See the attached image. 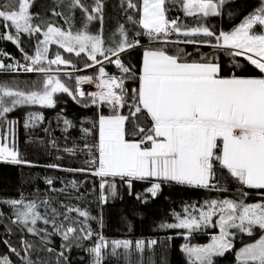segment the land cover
I'll return each instance as SVG.
<instances>
[{"label": "snow or ice", "instance_id": "obj_1", "mask_svg": "<svg viewBox=\"0 0 264 264\" xmlns=\"http://www.w3.org/2000/svg\"><path fill=\"white\" fill-rule=\"evenodd\" d=\"M165 2L166 0H142V8L138 9L136 3L128 0V7L138 9L140 13L138 21L131 16L128 19L133 24H138L150 41L159 40L161 36L167 38L170 32L184 36L203 34L205 37H214L215 44L210 40L184 42L206 44L222 49L230 56L244 57L261 75L222 76L220 64L212 60L202 58L201 61L187 62L179 56L169 55L163 48L146 49L139 75L133 77L139 81L138 88L132 89V103L129 107L133 110L129 116H125L119 109L127 103L128 90L124 80L125 74L130 73L131 69L122 63L120 56L126 50L136 47L139 40H130L123 25L118 29L121 38L108 42L110 46H106L101 35L89 33L88 24L102 11L100 0H94L95 6L90 12L81 5L80 0H69L71 10L79 7L85 14L83 27L76 31L71 30L68 17H65V22L69 23L67 31L51 23L46 28L34 25V17L29 12L31 0H7L6 3H0V22L6 29H14L15 35L9 31L3 38L18 47L22 33L30 36L42 34L43 39L38 40L34 55L24 53L26 63L21 64L14 59L7 65L0 62V70L40 73L44 79L39 86L33 81L28 89L0 83V121L7 125L0 136V161L35 166L21 158L14 140L8 143L9 137L15 136L16 122L8 121L7 114L24 105L55 107L54 94L64 93L73 99L87 97L91 105H107L111 111L109 115L102 112L98 115L97 142L94 145H84L91 157L86 163L93 165L91 174L100 178L101 202L108 199L106 191L113 197L117 195V186L114 180L109 179L117 177L130 190L134 181H154L145 190L153 198L165 183L215 188L216 185L211 181L215 176L214 164L217 162L242 185L264 190V0L260 7L246 15L231 31L220 30L219 33L203 24L182 33V27L187 29V25L182 26L176 19L169 20L166 17ZM224 2L225 0H182V8L186 16L209 17L219 15L218 9ZM49 45H57L64 52L75 53L77 56L86 54L93 64H86L85 67L101 64L99 55L104 62L115 64L121 75H109L101 66L98 76H77L76 88L72 90L52 74L54 71H61L60 66L65 69L72 67L71 62L59 51L54 58L49 59ZM20 50L23 52V49ZM0 55L5 54L0 51ZM53 65L56 66L55 69ZM65 75L71 76L72 73L65 71ZM83 83H95L97 91L85 93L80 88ZM140 113L146 114L151 127L145 128L137 124L129 138L126 122L135 119ZM43 119L41 114L29 112L24 127H34ZM63 123L65 132L74 126L66 118ZM81 131L86 136L92 133L89 128H82ZM51 143L55 146L54 140ZM64 151L74 154L77 149L66 147ZM48 167L56 168L59 165ZM65 170L88 171L83 168ZM46 183L51 184L52 181L47 180ZM243 195L246 196L247 193ZM140 198V194H137V199ZM0 203L9 205L14 217L13 223L23 225L28 233L39 234L46 231L36 228L38 221L42 220L45 224L50 222L47 215H41L36 201H27L21 196L19 199ZM40 203L47 205L48 202ZM190 208L194 211H190ZM68 211L78 212L85 220L89 218L87 212L79 209L69 208ZM217 214L219 219L216 225L220 234L213 236L211 243L203 246L181 245L188 264H213L215 256H223L232 249L229 237L234 233L230 229H238L249 235L256 227L264 230V201L246 203L231 199L205 201L199 209L194 205H186L183 214L172 213L174 223L161 222L159 227L185 229L191 233L211 224L213 216ZM64 219L67 220V215ZM52 222L55 225L54 218ZM61 227L62 225L55 226V230L59 232ZM79 231L81 235L76 236L77 229L69 226L61 233L62 239L67 242L74 238L78 246L80 240H89L95 236L94 245L86 249L93 257L92 264H103L102 250L106 251L109 246L113 256L121 248L126 254L132 248V241H108L103 235L93 233L87 225L81 226ZM172 238L167 237L168 240ZM43 239L46 240V236ZM157 243V239H139L135 241V250L142 256L146 247L154 248ZM22 244L25 250L23 257L16 249L10 251L21 259V264H39L28 256V250L32 246L26 241H22ZM66 246L70 248L72 245ZM61 258L66 259L63 251L59 253L58 260ZM236 260L239 264H264V236L237 251ZM0 264H11V260L8 257L0 258Z\"/></svg>", "mask_w": 264, "mask_h": 264}, {"label": "trees", "instance_id": "obj_2", "mask_svg": "<svg viewBox=\"0 0 264 264\" xmlns=\"http://www.w3.org/2000/svg\"><path fill=\"white\" fill-rule=\"evenodd\" d=\"M7 0H0L6 3ZM138 5L140 0H132ZM218 2V0H216ZM81 5L89 12L95 6L94 0H80ZM102 4L101 13H97L95 21L101 22L108 19H116L119 24L128 26L126 32L130 40H139L136 47L126 50L120 56L122 63L131 69L125 74L124 85L128 90L127 103L119 111L125 116H129L131 109L132 89L138 88V77L141 68V57L146 49L163 48L169 55L179 56L183 61H201V59L212 60L219 63L222 76L238 75L244 77H258L261 75L258 69L251 65L244 57H234L228 55L224 50L206 44L185 43L186 40H210L215 44L214 37H205L203 34L184 36L177 34L172 38H162L149 41L144 31L138 24H133L128 17H133L138 21V9H130L128 0H100ZM61 3V0H31L30 15L34 17L32 23L46 28L48 23L69 30V23L65 22V17L71 21L73 16H81L84 13L81 8L74 9V13L69 12ZM261 6V0H225L220 5L219 15L209 17L186 16L182 8V0H166V17L169 20L176 19L180 25H187V29L182 27V33L198 25H205L215 33L220 30L230 31L243 20V18ZM54 13H61L55 15ZM71 23V22H70ZM79 23L75 26L71 24V30L81 29ZM15 35L14 29H6L0 22V51L5 55H0V62L12 63L13 59L21 64L26 63L24 53L34 55L38 40L43 39L42 34L20 35L19 47L12 41L3 37L9 34ZM257 31H260L257 28ZM49 59L54 58L57 51L71 62L72 67L67 69L61 67V71L53 72L54 76L61 79L70 89L75 90V79L78 75H99V68L102 66L109 75L120 76L121 73L115 66L103 61V57L98 55L101 64H94L92 67H85L86 64H93L86 54L77 56L75 53H66L59 49L57 45H49ZM20 49H23L21 52ZM56 68L55 65L52 66ZM65 71L71 72V76L65 75ZM44 77L40 73H20V74H0V83H8L15 87L19 85L21 89L31 88L32 82L36 81L39 86ZM55 107L47 108L39 105H24L16 108L7 114L8 121H15V136L11 137L23 160L31 162L35 166L25 164H12L0 161V201L19 199L21 196L27 201H36L39 204L41 215H47L49 223L38 221L36 228L46 231L39 234L28 233L23 225L13 223L14 217L7 203H0V257H8L11 264H21V259L10 249H16L20 256L25 255L22 241H26L32 247L28 250L29 258L39 264H92L93 257L86 251L94 245L96 237L89 240L70 238L65 242L62 239V232L69 226L77 229L76 236H80L79 229L83 225L91 228L93 233L103 235L108 241L115 239H127L133 242L132 248L126 254L121 248L117 250L115 256L111 253V247L102 250L103 264H188L187 256L181 251V245L190 244L192 246H203L211 243L213 236L220 234V229L216 225L219 214L213 216L212 223L202 226L191 233L185 229H161V222L174 223L173 212L183 214L186 205H194L199 209L205 201L231 199L243 200L246 203H256L264 201V190L252 189L242 185L238 180L231 177L228 171L222 168L219 163L214 164V179L212 184L215 188H198L188 185H179L174 182L162 184L158 195L153 198L145 190L150 187V181H134L131 190L119 178H109L116 184L117 195L111 196L106 191L108 199L106 202L100 200L99 183L100 178L91 174L93 165L86 163L91 157L85 144L94 145L97 142L98 126L96 121L102 112L104 115L111 114L107 105H91L87 97L73 99L68 94H54ZM85 105H89L85 107ZM29 112L41 114L44 119L34 127H24V121ZM60 117L59 119L57 117ZM72 121L73 127L67 132L64 131V119ZM150 128L151 123L146 114H137L135 119L126 122L128 137L131 138L136 125ZM7 128L0 121V136ZM89 128L92 133L85 135L81 129ZM47 129V131H45ZM55 141V146L52 141ZM66 147H75L74 154L65 152ZM98 155V153H97ZM59 165L53 168L48 165ZM88 169V171H67L65 169ZM51 180L52 183H46ZM73 182L75 187H73ZM131 191V194H129ZM247 193V195H243ZM137 194L141 198L137 199ZM47 201V205L40 202ZM79 209L88 213L89 218L79 216L78 212H69L68 209ZM55 209V212H53ZM194 211L193 209H189ZM67 215V220L64 219ZM55 219V225L52 220ZM94 218V219H93ZM59 232L55 226H61ZM234 233L230 236L232 249L225 252L223 256H215L213 264H239L236 260V252L248 244L255 243L262 236L264 230L254 228L251 235L240 232L238 229H230ZM46 236V240L43 239ZM173 237L168 240L167 237ZM187 237V238H185ZM139 239H157L158 243L154 248H145L142 256L135 250V241ZM7 242V243H5ZM65 245V247H62ZM66 245H72L68 248ZM52 249V251H48ZM64 252L66 259H59L60 252Z\"/></svg>", "mask_w": 264, "mask_h": 264}, {"label": "rangeland", "instance_id": "obj_3", "mask_svg": "<svg viewBox=\"0 0 264 264\" xmlns=\"http://www.w3.org/2000/svg\"><path fill=\"white\" fill-rule=\"evenodd\" d=\"M61 3L62 4L66 3V5L64 7L69 12L74 13L75 10H71L69 8V0H61ZM261 3H262V0H261ZM139 8H142V0H140V2H139ZM138 20H139V17H138ZM70 22H71V24H74L75 26L77 25V23H79L80 27H83V25L85 23V19L83 17H81V16H73V17H71V21ZM121 25L124 26V29L126 31L128 26H126L125 23L124 24H119L116 19L112 20V19H108L106 17L105 20H103L101 22H98V23L95 20L90 22L88 24V29L87 30L89 31L90 34H99V35H101L102 38L106 41V46H110V44L108 42L117 41V40H119L121 38L120 34H119V31H118V29L120 28ZM78 76H90V75H78ZM80 88L85 93H90V92L96 91V84L95 83H83V84L80 85ZM12 142L13 141H12L11 137H9L8 143H12ZM151 182H154V181H151Z\"/></svg>", "mask_w": 264, "mask_h": 264}, {"label": "built area", "instance_id": "obj_4", "mask_svg": "<svg viewBox=\"0 0 264 264\" xmlns=\"http://www.w3.org/2000/svg\"><path fill=\"white\" fill-rule=\"evenodd\" d=\"M176 35H177L176 32H170L167 38H172V37H174V36H176ZM147 38H148V37H147ZM162 38H165V37L161 36L160 39H162ZM148 40H149V38H148ZM149 41H150V40H149ZM151 41H153V40H151ZM3 64L7 65L8 63H3ZM20 73H26V72H23V71L8 72V71L0 70V74H20ZM97 76H98V75H97ZM97 82H98V81H97ZM96 91H97V88H96Z\"/></svg>", "mask_w": 264, "mask_h": 264}, {"label": "crops", "instance_id": "obj_5", "mask_svg": "<svg viewBox=\"0 0 264 264\" xmlns=\"http://www.w3.org/2000/svg\"><path fill=\"white\" fill-rule=\"evenodd\" d=\"M142 62H143V54H142V57H141V67H142Z\"/></svg>", "mask_w": 264, "mask_h": 264}]
</instances>
